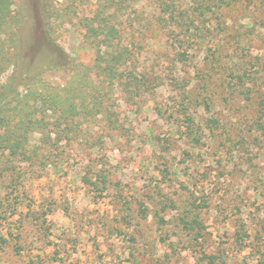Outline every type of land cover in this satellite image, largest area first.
Here are the masks:
<instances>
[{
  "label": "rangeland",
  "instance_id": "obj_1",
  "mask_svg": "<svg viewBox=\"0 0 264 264\" xmlns=\"http://www.w3.org/2000/svg\"><path fill=\"white\" fill-rule=\"evenodd\" d=\"M159 2L135 0L118 13L135 65L104 81L101 112L75 117L74 142L48 152V133L55 134L47 115L43 135H29L38 155L15 158L25 198L5 212L0 206V264H209V255L217 264H264V148L254 141L264 130L257 100L225 88L245 72L261 77L264 89V3L215 7L187 31L195 1L177 0L169 10ZM96 7L94 0H15L16 65L0 82L46 63L56 68L45 69L43 82L68 87L76 80L70 64L93 61L80 21ZM195 27L202 34L183 42ZM130 68L135 83L146 82L132 91L124 89ZM14 81L22 93L26 79ZM96 171L106 175L102 191L87 180ZM9 181L0 177V203ZM183 215L199 224L183 229Z\"/></svg>",
  "mask_w": 264,
  "mask_h": 264
},
{
  "label": "trees",
  "instance_id": "obj_2",
  "mask_svg": "<svg viewBox=\"0 0 264 264\" xmlns=\"http://www.w3.org/2000/svg\"><path fill=\"white\" fill-rule=\"evenodd\" d=\"M134 1L94 0L97 6L95 13L91 17H85L80 21L85 29L83 40L94 52V58L91 64L85 67H81L80 64L75 62L70 64L71 79L77 80L79 78L78 81L73 80L68 87L51 86L44 83L41 76L45 69L56 68V65L33 63L26 70L24 76L16 75L12 71L4 82H0V150L3 152L9 151L7 155L6 153H0V155L4 154L6 156L5 161L2 162V168H0V177H10L7 189L1 197L0 206H3L4 212L13 208L25 198L24 184H21L24 177L21 176L19 169L14 166V161L15 158L32 160L33 157L38 155L39 151L38 148L36 149V145L31 146V143H29V135L35 132L43 135V131L48 124L45 120L46 116H53V121L50 122L52 127L49 130L55 134L52 137L48 130L49 133L45 143L48 149L52 148L48 152L54 150L53 147L61 146L60 144L64 140L65 144L74 142L76 139L75 131L77 130V126L74 125L75 117L86 118L91 115L92 111H95V113L101 112L97 108L102 105L99 94H102L101 87L104 81L113 83L122 76L124 70L130 66L134 67L135 60L132 48L130 44L124 43L126 39L122 38L120 30L116 26L117 21H115L118 13L129 9ZM159 1L161 7L169 10V6L174 5L177 0H171L168 3L165 0ZM194 1V8L197 12L195 14L194 12L191 13V17H188L189 21L185 29L187 31L189 26L194 24L195 19L199 20L200 17L212 13L215 7L224 4L229 5L235 0H216L214 5H212V2L215 0ZM261 1L264 3V0ZM14 4L15 0H0V75L16 65L13 59L18 29L13 9ZM183 25L185 24L183 23ZM193 30L185 39L182 38L183 42L189 44L190 41L197 39L202 34L200 27H195ZM128 38L131 40L130 37ZM180 56L184 55L180 53ZM246 76L247 73L245 72L238 75L235 84L227 81L225 88L228 92L230 89L244 94L247 99L257 100L258 126L261 130H264V120H262L264 117L263 82L260 81L261 77ZM126 77H128L129 82H125L127 85L124 87L125 90L132 91V86H134V89H138L146 84L145 81H139V79L136 83L133 81L137 77L133 76L132 68L129 69ZM22 78L26 81L22 83L23 92L20 93L17 82L14 80H21ZM94 78L98 79L95 83L93 82ZM232 85H235L234 89ZM209 122L213 126H219L217 118L211 119ZM187 126L189 127V125ZM256 132L259 134L258 130ZM261 140L262 142H260ZM254 141L257 145L260 142V146L264 148V132L261 138L255 135ZM39 148L42 149L39 156L43 158V145ZM87 180L97 191L104 190L107 182L106 175L97 171ZM98 184H100V187ZM44 210L37 216V218H42V223L43 216H46ZM139 213L141 216H145L146 210L141 208ZM158 221L161 225L163 224L162 217H159ZM179 222L185 230H193L199 224L196 217L189 218V216L184 215L179 217ZM0 240H4L2 235H0ZM13 250L15 252L20 251L17 242L13 244ZM208 259L209 264H217L213 255H209Z\"/></svg>",
  "mask_w": 264,
  "mask_h": 264
}]
</instances>
